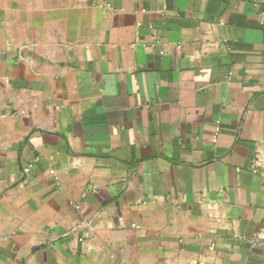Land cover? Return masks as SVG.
<instances>
[{
	"label": "crops",
	"instance_id": "0c3cea01",
	"mask_svg": "<svg viewBox=\"0 0 264 264\" xmlns=\"http://www.w3.org/2000/svg\"><path fill=\"white\" fill-rule=\"evenodd\" d=\"M0 264H264V0H0Z\"/></svg>",
	"mask_w": 264,
	"mask_h": 264
}]
</instances>
